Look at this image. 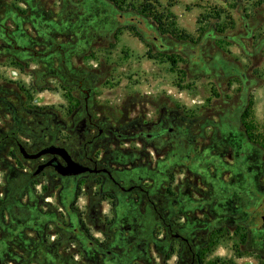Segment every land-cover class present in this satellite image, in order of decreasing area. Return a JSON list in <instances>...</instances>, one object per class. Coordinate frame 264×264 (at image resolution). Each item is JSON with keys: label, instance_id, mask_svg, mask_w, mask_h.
I'll list each match as a JSON object with an SVG mask.
<instances>
[{"label": "rangeland", "instance_id": "rangeland-1", "mask_svg": "<svg viewBox=\"0 0 264 264\" xmlns=\"http://www.w3.org/2000/svg\"><path fill=\"white\" fill-rule=\"evenodd\" d=\"M139 2L0 0V264H182L164 215L145 213L135 196L116 207L85 183L62 190L49 169L33 175L39 160L14 142L27 153L62 146L81 160L99 126L106 136L88 154L105 152L111 168L134 175L162 153L147 159L133 146L163 114L185 132L163 138L170 190L216 197L168 219L210 224L196 234H212L210 260L220 264L231 239L251 237L248 214L264 197V0H157L175 35L128 6Z\"/></svg>", "mask_w": 264, "mask_h": 264}, {"label": "flooded vegetation", "instance_id": "flooded-vegetation-1", "mask_svg": "<svg viewBox=\"0 0 264 264\" xmlns=\"http://www.w3.org/2000/svg\"><path fill=\"white\" fill-rule=\"evenodd\" d=\"M80 91L83 94V115L88 121V126L95 127L96 125L91 121V117L87 111L90 90L81 89ZM12 118L18 123L14 115H12ZM46 130H48L47 126L42 131L45 132ZM184 135L185 132L177 126L172 116L161 115L157 121L147 127L146 132L139 131L137 133L136 139L138 143H135L133 147L134 149L144 147L147 159L151 158L153 150L162 151V153L157 154L155 163L148 164L146 162L143 165H139L137 167L140 168L141 172L129 175L130 169L128 167L120 171L111 168L108 160L105 158V152L95 156L88 154L86 146H92L96 140L105 138L106 136L103 129L96 126V133L84 144L81 160L75 158L62 146L48 145L64 148L71 160L89 168L90 171L74 176H61L52 167L47 166L38 174H41L45 169H49L53 173V176L58 178L62 190L71 189L74 191L79 183H85L89 189H95L92 197L107 198L113 202L114 206H118L119 208L124 207L126 201L135 196L139 202L143 203L145 213L154 216L164 215L162 225L166 232L167 246L169 248L173 242L177 243V252H174L175 262L179 263L181 261L182 264H220L217 258L210 260L209 254L211 252L209 246H212L216 239L212 238L211 233L205 237L201 233L196 234L201 229H208L211 226L210 224L201 228V226L196 224L197 218L189 219L188 216H186L188 217L186 219L183 216H178L177 223H173L168 219V215H175L179 210L185 211V214L186 212L193 213L196 209H201L202 204L199 203L200 201H203L204 206H210L216 199L215 196L211 195L206 200H186L184 196H175L174 191L170 190L169 174L167 173L170 168V159L168 160L167 158L168 145L163 142V138L168 136L174 141H181ZM14 142L17 147L20 146L18 142ZM176 145H181V142H178ZM51 159H53V156L44 155L31 161L39 160V163L36 165L37 168V166ZM56 160L64 166V162L59 157H56ZM154 197L157 200L156 202L153 200ZM250 199L251 196L246 197V209H249V206H251ZM176 204L179 206H175ZM252 205L254 210L248 214L249 221L252 220L254 222L248 230L251 237H243L237 240L231 239L230 249L228 250L230 254L226 258H223L222 264H247L248 260H250V264H264V197L260 196ZM92 207L90 206V208ZM137 208L138 205L135 204L132 210L136 211ZM176 208H179V210ZM195 214L197 213L195 212ZM167 255L166 261L169 262L173 254Z\"/></svg>", "mask_w": 264, "mask_h": 264}, {"label": "water", "instance_id": "water-1", "mask_svg": "<svg viewBox=\"0 0 264 264\" xmlns=\"http://www.w3.org/2000/svg\"><path fill=\"white\" fill-rule=\"evenodd\" d=\"M18 151L23 159L34 160L38 159L44 155H51L53 159L47 161L46 163L37 166L33 175L38 174L44 167L50 166L55 172L61 176H74L86 171H90L89 168L82 166L80 163L71 160L66 150L62 147H55L53 145L45 147L34 154L27 153L23 147L19 146ZM56 157H59L63 162L64 166L61 165Z\"/></svg>", "mask_w": 264, "mask_h": 264}, {"label": "trees", "instance_id": "trees-1", "mask_svg": "<svg viewBox=\"0 0 264 264\" xmlns=\"http://www.w3.org/2000/svg\"><path fill=\"white\" fill-rule=\"evenodd\" d=\"M110 3L117 10H121L124 7V0H105ZM137 6H133L132 4H128L131 6L132 10H135L138 14L149 17L156 24L157 30L161 34H169L175 35L174 28H171L172 23H168L167 26L164 25V20L171 19L169 14L163 15L162 11L157 10L159 7L157 0H140ZM164 18V20H162ZM185 37V36H184ZM246 129V125L244 127Z\"/></svg>", "mask_w": 264, "mask_h": 264}]
</instances>
